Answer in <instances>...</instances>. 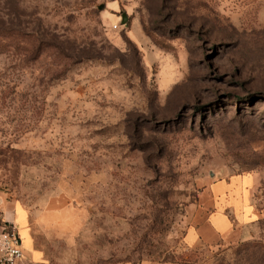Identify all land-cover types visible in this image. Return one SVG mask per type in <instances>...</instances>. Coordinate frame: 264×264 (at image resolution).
Segmentation results:
<instances>
[{
  "label": "rangeland",
  "instance_id": "rangeland-1",
  "mask_svg": "<svg viewBox=\"0 0 264 264\" xmlns=\"http://www.w3.org/2000/svg\"><path fill=\"white\" fill-rule=\"evenodd\" d=\"M7 214L23 264H264V0H0Z\"/></svg>",
  "mask_w": 264,
  "mask_h": 264
},
{
  "label": "crops",
  "instance_id": "crops-1",
  "mask_svg": "<svg viewBox=\"0 0 264 264\" xmlns=\"http://www.w3.org/2000/svg\"><path fill=\"white\" fill-rule=\"evenodd\" d=\"M249 181V177H243L242 179L212 183L210 192L213 197V210L206 217L202 226L194 225L191 227L185 238L190 248L197 246L201 241L206 243L218 242L228 235L232 229L233 215L238 223L246 222L248 214L245 206L248 197L245 200V190ZM228 213L232 215V218ZM4 219L11 221L12 218L11 215L7 214L4 215ZM22 247L24 252L25 249L26 252L28 251V244L26 242L24 244L23 238Z\"/></svg>",
  "mask_w": 264,
  "mask_h": 264
},
{
  "label": "built area",
  "instance_id": "built-area-1",
  "mask_svg": "<svg viewBox=\"0 0 264 264\" xmlns=\"http://www.w3.org/2000/svg\"><path fill=\"white\" fill-rule=\"evenodd\" d=\"M24 259L17 226L0 216V264H23Z\"/></svg>",
  "mask_w": 264,
  "mask_h": 264
},
{
  "label": "water",
  "instance_id": "water-1",
  "mask_svg": "<svg viewBox=\"0 0 264 264\" xmlns=\"http://www.w3.org/2000/svg\"><path fill=\"white\" fill-rule=\"evenodd\" d=\"M126 23V15L125 14H123L122 15V17H121V21H120V23L119 24H125Z\"/></svg>",
  "mask_w": 264,
  "mask_h": 264
}]
</instances>
